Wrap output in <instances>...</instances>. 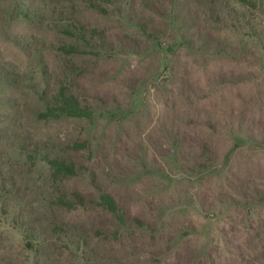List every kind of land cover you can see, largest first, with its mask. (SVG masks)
Here are the masks:
<instances>
[{
	"label": "rangeland",
	"instance_id": "obj_1",
	"mask_svg": "<svg viewBox=\"0 0 264 264\" xmlns=\"http://www.w3.org/2000/svg\"><path fill=\"white\" fill-rule=\"evenodd\" d=\"M0 264H264V0H0Z\"/></svg>",
	"mask_w": 264,
	"mask_h": 264
},
{
	"label": "trees",
	"instance_id": "obj_2",
	"mask_svg": "<svg viewBox=\"0 0 264 264\" xmlns=\"http://www.w3.org/2000/svg\"><path fill=\"white\" fill-rule=\"evenodd\" d=\"M154 7V6H153ZM144 28V27H143ZM65 33L74 34L73 31L65 30ZM81 38H92L95 35L88 30L81 29L78 33ZM88 36V37H87ZM103 40V38H101ZM64 50L68 53L79 52L78 46L64 47ZM43 101L45 104V110L43 117L47 119H59V118H84L91 119L94 116V109L89 106L90 104L78 89H75L68 80L61 81L55 91L47 93L44 91ZM202 154L197 158L199 166L204 162H211L213 160V151L206 141H202L200 144ZM48 164L58 173L65 175H72L75 172L76 166L74 161L70 160L68 156H57L55 158H49ZM60 206L66 208H76L79 206L86 207L91 204L99 205L109 211L117 218H122V210L114 196L110 193H102L98 201H90L80 192H73L70 197L61 196L57 202Z\"/></svg>",
	"mask_w": 264,
	"mask_h": 264
}]
</instances>
